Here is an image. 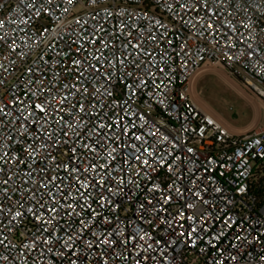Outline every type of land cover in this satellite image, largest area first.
<instances>
[{"label":"built area","instance_id":"built-area-1","mask_svg":"<svg viewBox=\"0 0 264 264\" xmlns=\"http://www.w3.org/2000/svg\"><path fill=\"white\" fill-rule=\"evenodd\" d=\"M264 0H0V264H264Z\"/></svg>","mask_w":264,"mask_h":264},{"label":"rangeland","instance_id":"rangeland-1","mask_svg":"<svg viewBox=\"0 0 264 264\" xmlns=\"http://www.w3.org/2000/svg\"><path fill=\"white\" fill-rule=\"evenodd\" d=\"M199 73V76H204L199 83L198 76L195 78L193 95L214 110L231 130L246 133L264 125V104L243 88L237 79L215 65H206Z\"/></svg>","mask_w":264,"mask_h":264},{"label":"crops","instance_id":"crops-1","mask_svg":"<svg viewBox=\"0 0 264 264\" xmlns=\"http://www.w3.org/2000/svg\"><path fill=\"white\" fill-rule=\"evenodd\" d=\"M200 72V71H199ZM199 74L200 73H198L197 75H196V77L198 76V79H197V81H198V83H199V81L203 78V76L204 75H200L199 76ZM209 75L210 76H214L212 73H209ZM195 77V78H196ZM195 78H194V80H193V85H192V98H193V100H194V102L198 105V107L201 109V110H203V111H208V112H212L215 116H216V112L214 111V110H211V108L204 102V104L203 103H201L200 101H199V99H197L194 95H193V89H194V85L196 84V83H194V81H195ZM197 86H198V84H197ZM196 86V87H197ZM262 116V115H261ZM225 124V123H224ZM262 127H264V125H262V126H259V127H257V128H255V129H253V130H250V131H254V130H258V129H261ZM249 132V131H248Z\"/></svg>","mask_w":264,"mask_h":264}]
</instances>
